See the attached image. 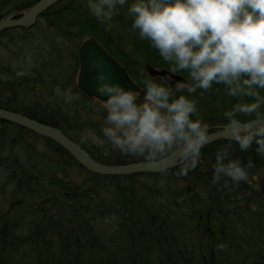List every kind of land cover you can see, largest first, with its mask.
<instances>
[{"label": "trees", "instance_id": "1", "mask_svg": "<svg viewBox=\"0 0 264 264\" xmlns=\"http://www.w3.org/2000/svg\"><path fill=\"white\" fill-rule=\"evenodd\" d=\"M36 1L0 0V19ZM118 8L102 23L87 0H59L34 25L0 31V107L57 127L101 163L149 162L172 149L154 159L122 153L102 132L106 102L90 98L76 84L80 45L90 35L144 91L147 79L165 83L148 76L144 66H172L132 28L127 5ZM177 72L188 79L186 71ZM180 94L196 100L193 119L206 122L208 133L223 121L264 118V104L226 116L239 101L223 84ZM90 131L102 145L87 144ZM257 148L255 141L242 151L237 139L213 140L200 149L197 162L187 158L154 173L167 179L163 189L150 194L136 185L137 173L95 174L55 140L0 119V200H11L2 210L0 204V264H23L26 254L30 264H46L43 256L48 264H264V151ZM223 150L247 168V180L222 176L212 182L217 152ZM70 166L99 179L97 185L71 180ZM118 176L129 177L123 182L127 188L117 186ZM108 187L114 190L105 199ZM111 214L117 217V233L102 235L95 224Z\"/></svg>", "mask_w": 264, "mask_h": 264}, {"label": "clouds", "instance_id": "2", "mask_svg": "<svg viewBox=\"0 0 264 264\" xmlns=\"http://www.w3.org/2000/svg\"><path fill=\"white\" fill-rule=\"evenodd\" d=\"M127 5L132 28L150 41L172 71H186L188 79L174 87L144 81L143 99L105 73H97L96 90L106 96L102 132L122 153L154 159L182 145L193 163L208 140V124L197 114L190 95L213 84L226 86L238 103L225 112L251 113L264 104V0H87L90 13L99 21H111L119 7ZM244 97H253L245 102ZM246 151L253 141L264 151V129L237 137ZM213 183L222 176L233 182L247 180V168L218 151L213 165Z\"/></svg>", "mask_w": 264, "mask_h": 264}, {"label": "water", "instance_id": "3", "mask_svg": "<svg viewBox=\"0 0 264 264\" xmlns=\"http://www.w3.org/2000/svg\"><path fill=\"white\" fill-rule=\"evenodd\" d=\"M58 0H38L35 4L26 8L23 12L11 17L0 19V31L15 26L30 27L36 23L37 17L42 14L47 7L55 4ZM79 70L77 82L79 89L87 94L90 98H96L100 101H106L107 97L101 95L96 90L97 73L103 72L110 79L119 82L126 89L138 92V97L144 96V90L134 82L128 72L122 65L111 56L95 39L93 35L83 40L79 49ZM145 73L150 77H160L168 85H174L177 81H186L182 75L175 74L168 68H154L151 64L146 63ZM0 119L10 121L15 124H21L29 130L55 140L62 148H65L78 163L93 173L99 174H122V173H139V172H160L180 164L187 158L185 150L181 145L175 148L168 155L160 159L149 160V162L138 161L128 164H101L92 158L85 149L79 146L77 142L67 137L60 129L50 126L44 122H39L33 118H28L18 114L10 109L0 107ZM264 129V118H254L251 121H233L223 126L219 131L208 133L207 143L218 139H237V134L249 131L251 134Z\"/></svg>", "mask_w": 264, "mask_h": 264}, {"label": "rangeland", "instance_id": "4", "mask_svg": "<svg viewBox=\"0 0 264 264\" xmlns=\"http://www.w3.org/2000/svg\"><path fill=\"white\" fill-rule=\"evenodd\" d=\"M14 69H16V68L14 67ZM78 70H79V68H78ZM174 73L177 74L178 72L177 73L174 72ZM76 82H77V77H76ZM138 99L142 100L143 97H140V98L138 97ZM233 121H237V120L236 119H233V120L229 121V123L230 122H233ZM87 135L90 136V138L88 139V141H86L87 144L90 147L91 146H94L95 147L96 145H102L103 144V139H101L100 136H98L95 132L93 133L92 131H90V132L87 133ZM234 139L235 138H233L231 140H234ZM68 169H70V174H68L69 175V178L71 180H73V181L75 180L77 183H80L83 186H86L88 184H91V185L95 186V185H97V182L99 181V179H96L95 180V179H92V178H87V175L85 176V174L82 173L80 171V169L76 168V166L75 167L72 166V168L70 166ZM162 171H165V170H161L160 172H162ZM160 172H150V173H147V172H139V173H137L136 176H135V177H137L136 185H138V186L140 185L142 187H146V189L150 192V194H151V192L152 193H156L157 192V188L158 189H161V188L163 189L164 188L163 185H164V183H165V181L167 179V178L163 177V174L160 175V176L154 174V173H160ZM100 175H103V174H100ZM110 175H112V174H110ZM113 175H116V174H113ZM120 175H128V174L127 173H122ZM128 178L129 177H126V176H118L116 178V183H118L117 186L123 187L124 189L127 188L128 185L124 184L123 182L124 181L125 182H128L129 181ZM119 183L121 185H123V186H121ZM113 190L114 189H112V187H108L107 190L104 189L102 195L104 196L105 199H107L108 196L110 194H112ZM104 198H103V200H104ZM10 201H11L10 199H4L2 197V199L0 200L1 210L3 209L2 207H4V208L8 207V205H9L8 203ZM187 213H188V211L185 208L184 214H187ZM184 221L187 222V219L185 218ZM95 225H96L95 228H96L97 232H101L102 235L103 234L104 235H110V234H116L117 233V231H115L116 230L115 227L117 226V217L114 214H111V215L106 216V217L99 216L98 223H96ZM187 225L189 226V224H187ZM25 252L26 251H23V255L26 254ZM28 258H31V257H28Z\"/></svg>", "mask_w": 264, "mask_h": 264}, {"label": "bare ground", "instance_id": "5", "mask_svg": "<svg viewBox=\"0 0 264 264\" xmlns=\"http://www.w3.org/2000/svg\"><path fill=\"white\" fill-rule=\"evenodd\" d=\"M19 114V113H18ZM21 114V113H20ZM21 115H23V114H21ZM25 116V115H24ZM27 117V116H26ZM29 118V117H28ZM40 122V121H39ZM227 124H229V122H227V121H223L222 122V124H218L217 126L215 125V127L213 128V130H212V132H215V131H219L223 126H225V125H227ZM18 125V124H17ZM18 126H21L22 128H25L23 125H21V124H19ZM28 129V128H27ZM212 132H210V133H212ZM66 135V134H65ZM67 136V135H66ZM71 139V138H70ZM74 140V139H73ZM75 141V140H74ZM76 142V141H75ZM79 144V143H78ZM205 144H209V143H205ZM204 144V145H205ZM80 146V145H79ZM181 145H177V146H174L173 148H172V150H174L175 148H179ZM81 147V146H80ZM83 148V147H82ZM171 150V151H172ZM170 151V152H171ZM87 152V151H86ZM88 153V152H87ZM169 154V153H168ZM167 154V155H168ZM166 156V155H165ZM187 159V158H186ZM97 160V159H96ZM98 161V160H97ZM99 163H101L100 161H98ZM183 162V161H182ZM128 163H136V162H128ZM128 163H126V164H128ZM101 164H104V163H101ZM106 164H108V163H106ZM105 164V165H106ZM181 164V163H180ZM177 165H179V164H177ZM177 165H175V166H177ZM175 166H173V167H175ZM173 167H171V168H173ZM170 168V169H171ZM170 169H167V170H170ZM99 174V173H98ZM103 175H106V174H103ZM113 175V174H112ZM21 219V218H20ZM26 260L23 262V264H29L30 262H31V259H28V257H27V254H26ZM45 259H46V264H48V262H49V260L47 259V256H43Z\"/></svg>", "mask_w": 264, "mask_h": 264}]
</instances>
